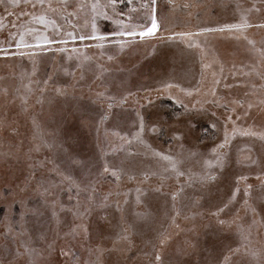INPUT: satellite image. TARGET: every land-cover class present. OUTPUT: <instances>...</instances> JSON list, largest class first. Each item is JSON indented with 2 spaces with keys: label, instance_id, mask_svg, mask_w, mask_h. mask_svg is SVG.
Here are the masks:
<instances>
[{
  "label": "rangeland",
  "instance_id": "1",
  "mask_svg": "<svg viewBox=\"0 0 264 264\" xmlns=\"http://www.w3.org/2000/svg\"><path fill=\"white\" fill-rule=\"evenodd\" d=\"M236 2L237 0H173L175 4L191 3L194 5L189 9L176 8L173 10L169 0H159L160 15L164 18V29L158 36L137 42L126 47L123 51L113 48L102 53L96 47L85 48L79 41H69L67 44L69 52H50L38 57L35 66L27 58L21 60L0 57V154L8 153L10 150L14 153L8 156L0 155V245L7 243L15 251L16 243L12 236L23 230L24 239L29 240L34 247L54 246L51 257L45 253L41 264L48 259H51L55 264H64L65 257L60 254V248L65 245L72 248V251L80 258L81 264H87L88 261L95 260L99 255V253L90 255L88 251L89 248L97 247L98 239L94 238L92 242H89L79 237L73 239L66 235L70 227L81 223L79 219H75L71 213L60 209H57V218L51 217L53 209L50 205L52 201H59L63 209L71 208L75 204V199L70 201L69 195L75 197L76 190L72 188L69 191L71 186L65 181L62 187L53 190V195L47 198V203L37 191V181L41 179L60 184V177L52 169L56 166L63 167L64 152L67 151L77 159L86 162L93 172L97 168L102 170L105 163L119 164L120 160L124 159L129 152L135 155L134 170L130 171L129 175L137 176L138 179L129 180L125 175L120 181H116L108 174L96 184V190L100 196L111 193L109 199L111 207L107 213H100V215H106L112 219L113 227L105 233L111 239L107 243L99 245L100 247L112 248L115 233L120 231L115 227L120 223L122 215L120 211L116 210L117 202L127 215L128 223L135 222L137 224V228L129 233L130 241L121 242L122 253L118 250L111 256L102 255L100 264L117 259L126 261L127 264H147L148 258L144 254L152 251L149 242L157 236L155 229L166 230L171 237L169 246L163 251L166 262L170 261L171 264H195L197 260L221 250L229 243L233 247L238 246L240 241L236 235L235 225L229 231L227 225L221 228L214 220L210 222L206 216L196 214L197 211L205 212L206 208L194 210L192 206H189L179 216H176L172 211L171 197L169 195L166 198L165 193L176 191L179 184L184 182L183 177L179 182L174 175L165 180L162 192L156 191L161 187L158 177L150 176L143 184L140 183L142 170H155L156 167L165 163L161 162L158 165L151 154L146 153L144 145H150L152 149L164 153H168L170 148H174L176 153H180L179 144L173 145L169 135L147 131L143 135L144 144H137L133 140L131 146L125 144L123 148H121L122 142L111 136L113 131H120L121 135H126L128 139H131L130 134L137 130L134 125L135 111L139 110L142 115H146L153 113L154 109L150 106L141 107L134 98L128 104L112 109V115L104 124L99 123V110L94 106L93 119L88 125H82L81 119L72 115L79 104H89L95 93L103 90L96 82V76L99 75L101 68L111 73V79L115 84L124 81L133 93H138L139 97L146 95L141 85L158 88L160 87L158 82L162 79L178 84L180 87L172 93H151V99L159 109V117L173 126H179L176 124V114L183 112L184 109L170 96H179L185 103H189V101L195 103L196 100L201 99L198 90L201 93L207 91L213 73H216V77L220 79V83L216 85L219 96L243 99L245 93H248L247 99L258 103L259 93L252 95L250 85L254 83L259 86L264 81L255 75L244 77L239 74L242 66L243 72H249L253 67L256 70L260 68L258 55L248 50L246 42L232 39L229 34L216 33L207 37V47L202 53L199 49L188 48L178 38L167 39L173 31H196L198 26L217 27L234 22L233 12ZM239 2L250 6L254 0H239ZM255 2L258 4L259 0H255ZM120 7L127 11L126 4H121ZM0 15L5 17L3 21L5 27L0 29V41H3L7 38L11 22L16 21L17 17L16 15L7 17L2 8H0ZM253 19L255 20L256 17ZM23 21L24 18L21 17L18 22L23 23ZM100 26L102 30H111L113 27L109 21L103 20L100 21ZM247 35L249 39L256 41L264 38V32L255 29L249 30ZM201 39L204 38L201 37ZM74 47L79 51L72 53L70 50ZM69 55L72 57L71 60ZM85 56L90 60L85 62L86 67L82 70L77 65L83 61ZM109 56H112L113 59L109 60ZM202 56L206 57L203 62ZM203 64L212 66L205 69ZM221 66L224 69L222 76ZM233 66L238 73L236 77L230 74ZM23 74H27L28 78L21 79ZM49 77L52 79L45 86L43 81L48 80ZM25 86L30 87L31 91H27ZM57 87L66 89V95L58 94L55 91ZM180 88L192 92V96H185ZM111 94H116L115 88L112 89ZM104 107L106 108V104ZM205 107L207 113L198 116L195 121L197 124L196 134L200 135V140L195 139L196 134H194L191 145L197 147L190 150L204 153V158L210 159L211 149L223 139L227 113L223 107L215 105H205ZM212 113H215V116ZM242 113L243 110L237 108L233 119ZM153 118L146 115L148 120ZM116 119L123 121L120 129L113 128ZM34 121L35 125H39V128L34 125ZM254 121L257 124V130H259V125L264 122V112L258 107L250 110V118L238 122V126L247 127ZM212 122L217 123L218 131L211 130L205 138L203 129L208 128ZM150 127L151 124H149ZM229 132H231V126H229ZM34 136L37 139H34ZM41 140L45 142V145L53 144V147L41 146L39 151H35L34 149ZM61 144L63 150L59 147ZM185 148H190V145H185ZM248 148L252 149V155H258L259 142L253 146L246 137L237 135L233 138L229 149L232 164L226 174L230 175L232 172L240 171L235 164L237 155H249L250 153L246 150ZM241 149H245V151L241 152ZM179 158L188 161L181 171L192 167L187 152ZM41 162L43 166L38 167L35 178H33L30 165H39ZM193 170L198 172L200 167L197 166ZM245 174L249 175L248 183L258 184L255 172H245ZM71 175L73 179L79 181L82 173L79 168H76ZM231 187L234 188L235 184H232ZM217 188L219 194L223 195L228 191L229 186L217 185L214 182L211 189L213 194L217 193ZM137 189H140L141 196L139 204L137 203ZM186 191L190 196H199L197 186L188 188ZM80 199L82 202L84 201V197ZM243 199L241 190L237 194V201L234 203L232 211L221 218L231 220L239 210L238 215L241 218L239 222L247 227L253 217L250 211L246 212L243 209ZM251 203L256 208L255 219L258 223L252 228L250 241L251 246L258 249L264 244V227H261V223L264 222L262 221L264 210H262L259 201H251ZM36 209H39L42 215L33 214V210ZM137 213H146L150 217L149 221L145 223L140 220ZM22 214L24 215L23 220L21 219ZM173 216H175L174 220ZM57 219L60 221L59 224L56 222ZM96 219L97 216L93 214L90 217H85L83 223L84 225L89 223L94 225ZM152 220L156 222L152 223ZM9 225L13 226L14 230L12 236L5 241L3 233ZM44 236L46 239L42 238ZM185 242L195 246L194 254L188 255L180 252L181 248L186 247ZM199 253H203V255H198ZM21 264H23V258H21Z\"/></svg>",
  "mask_w": 264,
  "mask_h": 264
},
{
  "label": "snow or ice",
  "instance_id": "2",
  "mask_svg": "<svg viewBox=\"0 0 264 264\" xmlns=\"http://www.w3.org/2000/svg\"><path fill=\"white\" fill-rule=\"evenodd\" d=\"M121 4H126L127 11L121 9ZM169 4L173 10L176 8L184 10L194 6L191 3L175 4L173 0H169ZM0 8L3 9L7 17H12L13 15L17 17L16 21L11 22L7 38L0 41V57L4 59L19 58L21 60L27 58L34 66L38 57H42L50 52H69L67 48L69 41H79L85 48L96 47L102 53L113 48L123 51L126 47H130L137 42L158 36L160 31L164 29V18L160 15L159 0H0ZM18 9L19 12H17ZM21 17L24 18L23 23L18 22ZM253 17H256V19L254 20ZM4 19L5 17L0 15V29L5 27L3 23ZM101 20L109 21L113 25L111 30H102L100 26ZM233 20L234 22L232 23L217 27L198 26V30L196 31H173L172 35L167 37V39L174 40L178 38L188 48H196L203 53L206 50L207 37L209 35L216 33L222 35L229 34L232 39L246 42L248 50L256 53L259 57V70L253 67L250 68L249 72H243L242 66L239 74L244 77L255 75L261 81H264V38L256 41L249 39L247 35L251 29L264 32V0H259L258 4L254 0L250 6H246L237 0L233 12ZM201 37L204 39H201ZM257 44H259V47H257ZM53 46L56 47L54 48ZM70 51L76 53L79 49L74 47ZM205 58L202 56V62ZM69 59H72L71 55H69ZM108 59L112 60L113 57L109 56ZM89 60L90 58L85 56L77 67L83 70L86 67L85 62ZM87 66L90 67V65ZM211 66V64H203L205 69ZM223 72L224 69L221 66V76ZM230 74L233 77L238 75L237 71H235V66H233V70H230ZM25 78H28L27 74H23L21 77V79ZM51 79L52 77H49L48 80L43 81L45 86L49 84ZM96 82L103 90L97 91L95 96L90 99L89 104H79L72 115L80 118L82 125H88L93 119L92 111L94 106L95 109L99 110V123L104 124L112 115V109L126 105L134 98L136 103L141 107L150 106L154 109V112L146 115L154 117L151 120L146 119V115H142L139 110L135 111L134 125L137 127V130L130 134L131 139H128L126 135H121L120 131H113L111 136L118 138L122 142L121 148H123L125 144L131 146L133 140L137 144H144V133L151 131L157 134L169 135L173 145L179 144L181 151L180 153H176L174 148H170L168 153H164L163 151L152 149L150 145H144L146 153H150L158 165L161 162L165 163L160 167H156L155 170H142L140 183L143 184L150 176L158 177L161 187L157 188L156 191L162 192L165 180L170 179L174 175L179 182L180 178L183 177L184 182L179 184L176 191L165 193L166 198L169 195L171 197L172 211L175 212L176 216L181 215L183 210L189 206H192L194 210L206 208L205 212L200 213L197 211L196 214L206 216L210 222L214 220L221 228L227 225L229 231L235 225L236 235L240 241L237 247H233L229 243L223 246L221 250L197 260L195 264H264V244L257 249L251 246L250 241L252 228L258 223L255 219L256 208L251 201H259L262 210H264V122H261L259 125V130H257L255 121L247 127L238 126V122L250 118V110L254 107H258L264 112V83H261L259 86L254 83L250 85L252 95L259 93L260 99L258 103L247 99L248 93H245V98L243 99H231L218 95L216 85L220 83V79L216 77V73H213L207 91L201 93L198 90L201 99L196 100L195 103L191 101L185 103L179 96H170L184 109L183 112L176 114V124L179 126H173L159 117V109L151 99V93H172L180 87L178 84L162 79L158 82L160 84L158 88H153L150 85H141L146 95L139 97L138 93H133L124 81L115 84L111 79V73L103 68L100 69L99 75L96 76ZM25 87L27 91H31L30 87ZM226 87L229 86L226 85ZM113 88L116 89L115 95L111 94ZM55 91L60 95H66V89L57 87ZM180 91L185 96H192V92L183 88H180ZM124 93L127 94L125 95ZM105 104L106 108L104 107ZM205 105L223 107L227 113L223 139L211 149L210 159H205L204 153L190 150L197 147L196 145H191V140L197 131L196 118L207 113ZM237 108L242 109L243 113L242 115H236L235 119H233ZM212 115L215 116V113H212ZM122 124L123 121L116 119L113 128L120 129ZM149 124H151L150 128ZM35 126L39 128V125ZM229 126H231V132H229ZM211 130L218 131L216 122H212L208 128L203 129L205 138H207ZM237 135L248 138L253 146L259 142L258 155H252L251 148L246 149L250 153L247 156H240L238 154L235 164L240 171L232 172L229 175L226 174L228 173L229 166L232 164L229 149L233 138ZM34 139H37V137L34 136ZM195 139L200 140V135L196 134ZM185 145H190V148H185ZM41 146L51 148L53 144L45 145V142L41 140L34 150L39 151ZM59 147L63 150L62 144ZM240 151L243 152L245 149H241ZM185 152L188 153L192 167L181 171V168L188 161L180 159L179 156ZM13 154L10 150L8 153L0 155L8 156ZM134 161L135 155L129 152L124 159L120 160L119 164L105 163L102 170L97 168L93 172L86 162L77 159L72 153L65 151L63 167L56 166L52 169L60 177V184L42 179L37 181V191L40 196L45 198L46 203L47 198L53 195V190L62 187L65 181L71 186L69 191L72 188L76 190L75 197L69 195L70 201L75 199V204L71 208L63 209L59 201H52L50 205L53 209L51 217L53 219L57 218V209L67 211L75 219H79L81 223L75 227H70L66 235L71 236L73 239L79 237L89 242H92L94 238L98 239L99 244L97 247L94 249L89 248L88 251L90 255L96 253H99V255H97L95 260L88 261L87 264H100V257L105 254L111 256L118 250L122 253L121 242L130 241L129 233L137 228L135 222L128 223L127 215L124 213L119 202H117L116 210L120 211L122 215L120 223L116 224L115 227L119 228L120 231L115 233V238L112 240V248L99 246L111 239L105 233L111 230L113 225L110 217L100 215L101 212L107 213L111 207L109 203L111 193L100 196L97 193L96 184L108 174L114 177L116 181H120L125 175L128 176L129 180L138 179L137 176L129 175V172L134 170ZM49 163H52V161H49ZM42 166V162L39 165H30L33 178H35L38 167ZM197 166L200 167V171L198 172L193 170ZM76 168H79L82 173L79 181L73 179L71 175L72 171ZM245 172H255L258 184L253 185L248 183L249 175L245 174ZM214 182L217 185H228V191L220 195L217 188V193L213 194L211 189L214 186ZM232 184H235L234 188L231 187ZM241 185H243V188H241ZM194 186L198 187V197L187 194L186 189ZM41 189L42 191H40ZM241 190L244 197L242 207L246 212L250 211L253 217L247 227H244L239 222L241 219L238 215L239 210H237V215L233 216L231 220L221 218L222 216H227L232 211L234 203L237 201V194ZM137 193V203L139 204L141 200L140 189H137ZM81 197H84L83 202L80 199ZM33 214L42 215L39 209L33 210ZM93 214L97 216L95 224L89 223L84 225V218L90 217ZM136 215L145 223L150 219L146 213H137ZM185 218L187 219L188 217L186 216ZM21 219H24L23 214ZM172 219L174 220L175 216ZM262 221H264V218H262ZM56 222L60 223L58 219ZM155 222V220H152V223ZM261 227H264V222L261 223ZM13 230L14 228L11 225L5 229L3 233L5 241L12 236ZM155 231L157 232L156 238L149 242L152 251L145 252L144 254L148 258L147 264H171L170 261L166 262L163 255L164 249L169 246L171 237L166 230L160 231L159 229H155ZM24 236L23 230L12 236L13 241L16 243L15 251L7 243L0 245V264H21V258H23V264H41L45 253L51 257L54 251L53 245H49L46 248H36L29 240L24 239ZM42 238L46 239V236ZM185 244L186 247L181 248L180 252L188 255L194 254L195 246L188 244V242H185ZM60 254L65 257L64 264H81L80 258L67 245L60 248ZM198 255L202 256L203 253H199ZM43 264H55V262L48 259ZM105 264H127V262L117 259L105 262Z\"/></svg>",
  "mask_w": 264,
  "mask_h": 264
}]
</instances>
